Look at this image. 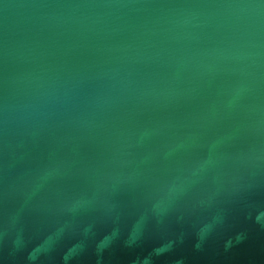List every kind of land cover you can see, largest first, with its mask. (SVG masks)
I'll return each instance as SVG.
<instances>
[{
	"label": "water",
	"instance_id": "obj_1",
	"mask_svg": "<svg viewBox=\"0 0 264 264\" xmlns=\"http://www.w3.org/2000/svg\"><path fill=\"white\" fill-rule=\"evenodd\" d=\"M0 264H264V0H0Z\"/></svg>",
	"mask_w": 264,
	"mask_h": 264
}]
</instances>
